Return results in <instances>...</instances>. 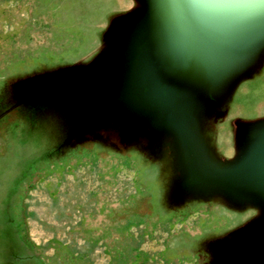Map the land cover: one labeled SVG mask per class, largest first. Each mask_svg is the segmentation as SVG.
<instances>
[{"label": "rangeland", "instance_id": "374dc122", "mask_svg": "<svg viewBox=\"0 0 264 264\" xmlns=\"http://www.w3.org/2000/svg\"><path fill=\"white\" fill-rule=\"evenodd\" d=\"M152 0H0V264H264V15L211 47Z\"/></svg>", "mask_w": 264, "mask_h": 264}, {"label": "water", "instance_id": "95a60500", "mask_svg": "<svg viewBox=\"0 0 264 264\" xmlns=\"http://www.w3.org/2000/svg\"><path fill=\"white\" fill-rule=\"evenodd\" d=\"M151 22L200 44H226L231 36L264 15V0H152ZM246 186L264 199V136L254 145L243 175Z\"/></svg>", "mask_w": 264, "mask_h": 264}]
</instances>
